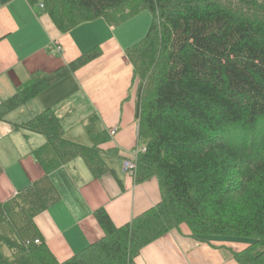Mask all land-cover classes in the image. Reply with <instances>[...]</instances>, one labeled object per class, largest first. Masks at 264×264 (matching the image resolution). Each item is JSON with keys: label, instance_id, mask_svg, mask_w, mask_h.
<instances>
[{"label": "trees", "instance_id": "trees-1", "mask_svg": "<svg viewBox=\"0 0 264 264\" xmlns=\"http://www.w3.org/2000/svg\"><path fill=\"white\" fill-rule=\"evenodd\" d=\"M27 1L41 4L61 33L96 19L119 26L150 13L146 34L124 52L139 79L145 147L135 178L156 176L161 200L119 227L103 208L95 210L103 237L57 261L45 243L33 242V217L59 199L48 172L73 157L94 176L106 169L94 146L62 138L60 119L42 110L13 124L47 139L37 152L45 175L0 201V264H129L141 247L181 224L195 236L253 239L235 258L264 264V0ZM99 55L96 46L57 70L32 73L0 100V121ZM88 131L95 144L108 137L95 116Z\"/></svg>", "mask_w": 264, "mask_h": 264}, {"label": "crops", "instance_id": "crops-1", "mask_svg": "<svg viewBox=\"0 0 264 264\" xmlns=\"http://www.w3.org/2000/svg\"><path fill=\"white\" fill-rule=\"evenodd\" d=\"M40 7L27 0H0V100L27 84L36 71L57 70L96 46L100 55L0 121V201L10 200L45 175L37 152L47 139L13 124L50 109L60 119L62 138L94 146L106 170L94 176L81 157L52 168L48 176L59 199L33 217L35 238L62 262L103 237L95 210L103 208L119 227L156 205L161 189L156 176L138 181L121 168L124 157L143 145L137 118L138 84L124 52L142 31L131 19L119 26L96 19L61 33ZM93 116L108 136L96 144L88 131ZM254 241L195 236L181 224L141 247L129 264H255L235 258Z\"/></svg>", "mask_w": 264, "mask_h": 264}, {"label": "built area", "instance_id": "built-area-1", "mask_svg": "<svg viewBox=\"0 0 264 264\" xmlns=\"http://www.w3.org/2000/svg\"><path fill=\"white\" fill-rule=\"evenodd\" d=\"M143 152H145V147L143 145H141V146L139 145V146H136L134 149H132L129 152V155L124 157V159L122 160V163H121V168L125 174H129V176L135 177V172H136V168H137V159L140 156V154H142ZM29 242H30V240L26 241L27 244ZM33 242L35 244H38V243H40V240L35 239Z\"/></svg>", "mask_w": 264, "mask_h": 264}, {"label": "rangeland", "instance_id": "rangeland-1", "mask_svg": "<svg viewBox=\"0 0 264 264\" xmlns=\"http://www.w3.org/2000/svg\"><path fill=\"white\" fill-rule=\"evenodd\" d=\"M128 20L131 21V24L132 23L135 24L136 27L137 28H140V30L142 31V35L139 38V40H140L146 34V32L148 30V27H149V24H150V20H151V15H150V13L147 10H142L138 14L130 17ZM128 20H126L125 22H127ZM124 23H122V24H124ZM135 80L137 81V84L139 85V83H138L139 82V79L135 78ZM2 251H3L4 255H10V252L5 247L3 248Z\"/></svg>", "mask_w": 264, "mask_h": 264}]
</instances>
